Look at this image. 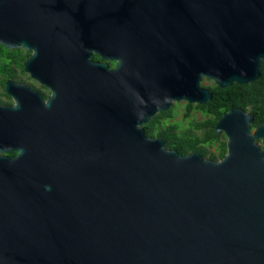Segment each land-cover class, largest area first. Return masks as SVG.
<instances>
[{"label":"water","instance_id":"1","mask_svg":"<svg viewBox=\"0 0 264 264\" xmlns=\"http://www.w3.org/2000/svg\"><path fill=\"white\" fill-rule=\"evenodd\" d=\"M0 44L53 88L0 104V264H264V122L218 160L143 126L261 75L264 0H0Z\"/></svg>","mask_w":264,"mask_h":264},{"label":"trees","instance_id":"2","mask_svg":"<svg viewBox=\"0 0 264 264\" xmlns=\"http://www.w3.org/2000/svg\"><path fill=\"white\" fill-rule=\"evenodd\" d=\"M7 50H9L8 47L0 44V56L5 57L6 53L11 54L13 52H8ZM15 51H18V49ZM261 69L262 76L257 81L245 85L234 83L235 85L223 89V91H226L224 94L218 90L215 91L213 102L207 101L206 103H198L196 105V108L201 110L204 114L213 113L215 115L214 118L207 116L202 120H189L191 126L203 129L202 134H195L189 130L177 132L176 130L179 128L180 123L178 121H171V119L175 116L174 108L172 106L168 110L158 112L143 125L147 135L163 138L165 140V145L168 148L175 149L180 154L199 151L202 155L206 156L208 154V149L205 145H212L215 142H218L219 154L220 156L224 155L226 151V142L223 140L222 134L215 131V123L219 115L228 110V108L232 105H238L246 108V105L252 102L247 98H251L256 102V107L260 109L258 119H264V64ZM241 86L248 88L247 93H250L245 100H241L240 97H237L238 91L236 88H240ZM218 89L222 88L218 87ZM212 103L213 107L211 106ZM193 106V103H188L185 118L189 117ZM15 153V151L10 152L12 155ZM216 155L217 154L215 152L210 153L209 158L216 159Z\"/></svg>","mask_w":264,"mask_h":264},{"label":"flooded vegetation","instance_id":"3","mask_svg":"<svg viewBox=\"0 0 264 264\" xmlns=\"http://www.w3.org/2000/svg\"><path fill=\"white\" fill-rule=\"evenodd\" d=\"M8 49H9V50H7L8 52H12V51L13 52L11 54L6 53V56L4 55L5 57L0 56V104L6 105V106H13L16 104L15 97L8 91V89L6 87L7 81H9V80L11 81L10 86L12 89L18 88L21 90V88L18 87L17 84L18 83L23 84V85L27 86L29 89L33 90V93L35 92V93L39 94L41 96L43 102H47V100L52 96L53 88L50 85L42 82L35 75L32 76L31 73L28 70H26L25 65H24L26 58L31 54V50L24 49V48H8ZM16 49H18V51H15ZM91 59L94 61L107 62L110 68H115L117 66V59H106L95 51L92 53ZM263 64H264V61L262 62L261 67ZM261 67H260L261 75L256 80L248 82V83L233 82L232 84L223 87V86L218 85L214 79L205 77L204 79H209L212 81V84L206 86L207 88L210 89V91L212 93V98L208 101L213 102V97H214L215 91L218 90L219 92H222V94H224L226 91H223V89H225L226 87L235 85L234 83H238L240 85H245V84H249V83H253V82L257 81L262 76ZM64 86H65V89L68 90V93H71L72 91H74L76 89H80L81 85L79 84L76 86L75 84H71L70 82H66L64 84ZM218 87L222 88V89H218ZM236 90L238 91L237 97L238 98L240 97L241 100H245V98L247 96H249V94H250V93H247L248 88H246L244 86H241L240 88H236ZM33 98H34V95H33ZM247 99H249L252 102L248 103L246 105V108H244L242 106H238V105H232L228 108V110L230 108H233V107L241 108L245 112L251 114L253 116V119L250 121V127H251V131H254L255 128L260 123L264 122V119H261V120L258 119L259 114H260V109L256 107V102L253 101L251 98H247ZM33 101H34V99H33ZM178 102H183L185 104L186 108H188V103H191L187 100H180V101H175L173 104L178 103ZM197 104L198 103L193 102L194 106H193V108H191L190 115L193 113L194 110H198V108H196ZM211 106L213 107V103L211 104ZM228 110H226L221 115H219V117H217L216 123H217L218 119L223 114H225ZM201 113L204 116L203 119H205L207 116H209L211 118H214V116H215L213 113H208V114H204L203 112H201ZM194 120H196V119H194ZM216 123H215V125H216ZM196 129L201 130V128H196ZM217 133L222 134V138L226 142V151H225L224 155L220 156L219 151H218V144L219 143L215 142L214 144H212L213 146H216V150H217V155H216L215 160L223 158L227 152V137L225 135V132L219 131ZM256 142L260 144L261 149L264 152V144L262 142V139L258 137V138H256ZM212 145H209V146H212ZM207 146H208V144H207ZM7 154L10 156H14L16 153L14 155L10 154V152ZM205 157L209 158L208 155H206Z\"/></svg>","mask_w":264,"mask_h":264},{"label":"rangeland","instance_id":"4","mask_svg":"<svg viewBox=\"0 0 264 264\" xmlns=\"http://www.w3.org/2000/svg\"><path fill=\"white\" fill-rule=\"evenodd\" d=\"M202 84L207 86L212 84V81L209 79H204L202 81ZM173 108H174V112H175V116L171 119V121H178L180 123L179 128L176 130L178 131H184V130H189L192 133L195 134H202L203 130L201 129H196L194 126L190 125L189 120L192 119H196V120H202L204 118V116L202 115V111L198 110H194L193 113L191 115H189L188 118H185V113H186V106L183 102H178L173 104ZM208 149V156L210 153H216L217 154V150H216V146H207L205 145Z\"/></svg>","mask_w":264,"mask_h":264}]
</instances>
